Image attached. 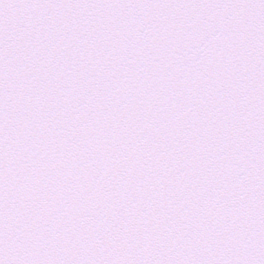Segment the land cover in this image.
Wrapping results in <instances>:
<instances>
[{"label":"snow or ice","instance_id":"obj_1","mask_svg":"<svg viewBox=\"0 0 264 264\" xmlns=\"http://www.w3.org/2000/svg\"><path fill=\"white\" fill-rule=\"evenodd\" d=\"M0 264H264V0H0Z\"/></svg>","mask_w":264,"mask_h":264}]
</instances>
